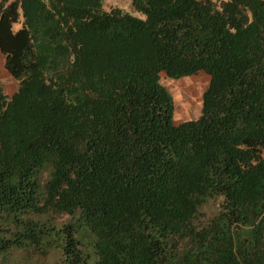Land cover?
<instances>
[{
    "label": "trees",
    "instance_id": "16d2710c",
    "mask_svg": "<svg viewBox=\"0 0 264 264\" xmlns=\"http://www.w3.org/2000/svg\"><path fill=\"white\" fill-rule=\"evenodd\" d=\"M131 3L0 0V264H264V0Z\"/></svg>",
    "mask_w": 264,
    "mask_h": 264
},
{
    "label": "rangeland",
    "instance_id": "374dc122",
    "mask_svg": "<svg viewBox=\"0 0 264 264\" xmlns=\"http://www.w3.org/2000/svg\"><path fill=\"white\" fill-rule=\"evenodd\" d=\"M104 7L118 5L130 13L144 17V14L132 6L131 0H103ZM20 21L14 22L13 27L18 28ZM208 74L199 70L190 75L172 78L166 74H161V82L166 85L175 100V110L173 120L175 123L187 118L195 117L201 109V96L208 83ZM0 86L4 92L10 95L17 87V81L7 72L3 66V54L0 52ZM42 264H52L50 257L43 258Z\"/></svg>",
    "mask_w": 264,
    "mask_h": 264
}]
</instances>
